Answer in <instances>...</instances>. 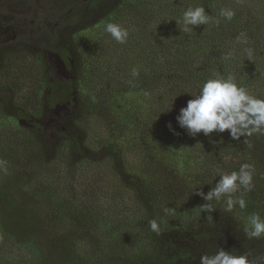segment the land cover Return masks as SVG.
<instances>
[{
  "label": "trees",
  "instance_id": "obj_1",
  "mask_svg": "<svg viewBox=\"0 0 264 264\" xmlns=\"http://www.w3.org/2000/svg\"><path fill=\"white\" fill-rule=\"evenodd\" d=\"M199 1L206 5L208 15L216 17V28H208L214 24L211 22L204 27L189 26L192 31L185 32L177 12L187 0H14L29 9L24 11V15L29 13L21 24L35 35L25 37L26 31L14 24V40L0 43V161L5 162L0 165V212L12 202L13 187L25 185L30 176L45 177L52 170L55 175L49 180L62 181L68 190H76L89 200L84 209L91 220L96 217L92 211H110L102 221L101 215L97 218L100 226L110 225L106 233H87L78 243V264H109L104 256L106 236L124 229L135 233L143 244L137 256L128 257L131 264H174L182 253L174 238L196 234L198 228V240L217 232L223 233L222 239L229 233L236 237L235 245L219 246L216 253L223 249L232 255L247 254L256 264H264V237L249 239L245 233L250 215L258 214L264 220V135L233 139L226 130L191 137L176 121L179 110L192 99L190 95L195 96L210 78L231 76L250 95L264 99V0ZM222 9L235 15L228 20L220 15ZM128 16L138 32L129 27L124 43H118L109 33L96 34L104 46L107 40L116 46L143 42L136 54L138 59L128 64L132 69L124 77L114 70L105 78L98 71L92 76L84 74L83 53L75 43L77 32H93L109 23L119 25ZM221 23L226 26L217 31L229 34L223 39H228L229 49H223L224 43L215 46L208 39L215 38V29ZM32 44L56 53L69 68L70 77L52 82L43 56L27 50ZM233 46L244 54L252 49L253 58L245 56L241 60ZM229 53L231 57L225 59ZM133 71L137 75L133 76ZM94 77L102 82L107 79L105 84L117 87L120 93H134L146 102V112H139L146 113L140 122L144 128H135L134 135L149 151L152 164L148 168L127 167L121 174L119 150L108 148L102 131L89 123L102 112L107 114L99 94L93 95ZM84 99L87 105H83ZM73 100L84 111L79 113L75 106L70 115H64L59 120L64 133L50 140L39 125L42 107L71 104ZM2 121L15 126L4 129ZM169 123L178 135L169 130ZM125 139L126 135L120 141ZM243 164L251 166L252 184L247 191L239 188L232 198L243 197L246 207L240 209L237 204L228 211L226 197H222L210 202L213 211L203 210L201 206L207 201L195 193L206 195L222 175L238 172ZM88 171L92 174L87 176ZM128 175L131 181L125 178ZM91 204L95 209H88ZM165 208L172 211L165 214ZM151 220L160 225L159 234L150 229ZM2 230L0 218V252H9V244L20 252L22 246L13 244L14 238ZM190 264H200V259Z\"/></svg>",
  "mask_w": 264,
  "mask_h": 264
},
{
  "label": "rangeland",
  "instance_id": "obj_2",
  "mask_svg": "<svg viewBox=\"0 0 264 264\" xmlns=\"http://www.w3.org/2000/svg\"><path fill=\"white\" fill-rule=\"evenodd\" d=\"M187 1L184 6L180 4V9L177 12L180 25H183V13L189 8L188 6L191 7L194 4L192 8L203 7L204 9L206 6L199 0ZM24 11H29L27 6L23 8L14 2V0H0V43H9L11 40H14V32L11 26H9V23L10 21L13 23V20L16 19L14 16H17L24 23L25 15L29 13L26 12L24 15ZM205 13L208 15L206 9ZM208 16L210 17L209 22L201 26L204 27L214 22L208 28H216V17ZM130 22L132 20L128 16L123 17L119 24L127 30L128 35L130 33L129 27H132ZM24 25L22 24L21 30L24 29L26 31L24 33L25 37L27 35L34 36L35 34H29V27ZM225 26L226 23L219 24V28L215 29L217 33L215 38H207L212 44L215 43V46L224 43L223 49H229L231 45L228 43V39L223 40L224 38H229V34L218 32ZM105 28L106 25L93 32H77L75 43L78 51L83 53V72L86 75L92 76L93 73L98 71L105 78L108 71L114 70L116 75L124 77L128 73V69H132L128 64H132V61L138 59L136 54L139 52L140 47L145 44L143 42L128 41L126 44L116 46L110 40H107L104 46L103 42L99 41L100 38L96 33L102 34V36L108 34ZM132 28L135 30L134 27ZM227 29L229 30V28ZM135 32L137 33L138 31L135 30ZM239 40L240 36L238 38ZM235 41L238 42L237 40ZM238 44L241 43L238 42ZM98 45L103 47L100 48ZM31 49L43 56L48 66L47 72L52 82L65 81L70 77L71 72L69 68L66 67L56 53L44 50L39 44H32L31 47L27 48L28 51H31ZM236 50L238 52L235 53H238L237 56L241 60L247 56V54H244V51H239L237 48ZM138 64L142 65L141 62L136 63V65ZM244 71L249 72V69L244 68ZM93 80L97 81H94L93 84V95L99 94V100L104 102V109H106L107 114L104 115V112H102L99 117L95 118L94 122L90 120L89 123H93V127L97 131H102L104 138L108 140V148L114 147L119 150L120 173L123 174V170H126L127 167L136 169L148 168L149 163L152 164L150 161L151 158L148 157L150 155L149 151L146 145L140 140H137L134 135L135 128H144L143 125L140 126V122L144 121V118L141 117L145 116L146 113L140 115L139 112L140 110L146 112V102L144 103L134 93L124 92L122 94L117 87L112 85V88L108 83L106 85L105 81L108 82L107 79L102 82L94 77ZM75 103L76 100H73L71 104L63 102L53 108H48L46 105L42 107V113L38 118L39 125L50 140H56L64 133V128L59 123V120L64 115H70L74 111L75 106H78L77 110H79V113L84 111L85 108ZM82 103L83 105L84 103L87 105L85 99ZM2 125L4 129H7L9 126H15L8 121H2ZM124 135H126V139L120 141ZM128 136H130V139H127ZM117 145H119V148ZM258 168L261 167L258 166ZM51 171L45 176L47 179L45 177H38L37 179L36 177L30 176L25 185L20 187L15 186L11 189L12 202L7 205V209L1 210L0 212L2 231L11 238H14L15 241L13 240V244L16 242L22 247L20 252H16L14 248H11L13 245L9 244V252H0V264H78L77 259H75L76 256L81 255L78 243L87 233L94 234L97 230L99 232L105 231L106 233L107 227L110 226L109 224L105 226H100L99 224L110 211H104L102 209H97V212L92 211L91 214L96 217H94V220H91L85 214L86 210L84 209L87 203L90 204L88 202L89 200L85 196L78 195L76 190H68L64 182L62 183L61 181L60 184L53 182L54 180H49V177L53 178L52 175H55ZM91 174L92 171H88L87 176ZM125 178L131 181L130 175L125 176ZM154 178H156V175H154ZM132 179L133 181L135 180L134 178ZM237 191H240L239 188ZM88 209H95L94 204H91ZM99 216L98 222L97 218ZM202 228L204 227L202 226ZM200 230L199 228L196 229V234L201 233ZM224 231L226 230L224 229ZM196 234L187 233L174 238V243L176 246L181 247L180 251L182 252L181 257L174 264H190L192 261L200 259L202 255L216 254V248L219 246L228 243L229 246H232L236 243V237L231 233L226 235V232H224L226 235L224 239L221 236L223 233L219 234L217 232L210 236L207 235L205 239L199 240L197 239L198 236H195ZM106 237L108 239L104 247V256L108 262L110 261L109 264H131L128 257L133 258L137 256L143 249V244L137 238V235L127 229H124L122 233L109 234ZM248 246L251 248V245L248 244ZM175 250L178 251V249ZM82 264L86 263L82 262ZM150 264L153 263L150 262Z\"/></svg>",
  "mask_w": 264,
  "mask_h": 264
},
{
  "label": "clouds",
  "instance_id": "obj_3",
  "mask_svg": "<svg viewBox=\"0 0 264 264\" xmlns=\"http://www.w3.org/2000/svg\"><path fill=\"white\" fill-rule=\"evenodd\" d=\"M220 15L231 20L235 13L229 9H222ZM209 20L210 17L205 13L203 7H189L184 11L182 17L184 31L190 32L192 28L189 26L207 24ZM105 31L118 43H124L128 37L127 30L117 24H107ZM246 52L251 60L253 50L249 48ZM231 55L229 53L225 59H229ZM135 75L137 73L133 71V76ZM190 96L192 99L187 101L186 106L179 110L176 117L178 126L185 130L189 136L195 137L201 132L208 136L214 131L223 133L226 130L229 131L233 139H238L242 135L250 137L257 133L264 135V99L250 95L246 88L235 82L233 77L210 78L203 83L195 96ZM167 127L174 132L171 123ZM174 134L178 135L175 132ZM4 163V161H0V165ZM252 179L251 166L243 164L238 172L233 171L230 174L222 175L215 187L206 195L202 191L195 194L202 196L207 201L201 208L209 212L213 211L210 202L219 201L222 197H226L225 203L228 211H231L237 204L240 209H244L246 207L245 199L240 197L234 200L232 194L241 187L246 191L249 190ZM163 211L168 214L172 209L165 208ZM149 226L153 232L160 233L161 228L156 220H151ZM245 233L249 239L264 237V220L258 214L250 215ZM200 264H256V261L250 260L247 254L232 255L230 252L220 249L214 255H202Z\"/></svg>",
  "mask_w": 264,
  "mask_h": 264
},
{
  "label": "flooded vegetation",
  "instance_id": "obj_4",
  "mask_svg": "<svg viewBox=\"0 0 264 264\" xmlns=\"http://www.w3.org/2000/svg\"><path fill=\"white\" fill-rule=\"evenodd\" d=\"M14 18H16V19H14ZM14 20H13V23H12V21H10V25L9 26H12V25H18L21 29H22V24L21 23H23V21H21V20H19V18L17 17V16H14ZM25 21V20H24ZM24 30V29H23ZM25 31V30H24Z\"/></svg>",
  "mask_w": 264,
  "mask_h": 264
}]
</instances>
